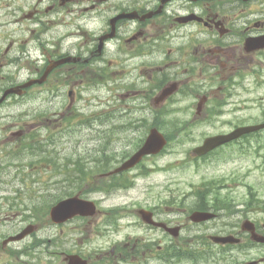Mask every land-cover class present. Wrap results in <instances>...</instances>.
Wrapping results in <instances>:
<instances>
[{"label": "flooded vegetation", "instance_id": "obj_1", "mask_svg": "<svg viewBox=\"0 0 264 264\" xmlns=\"http://www.w3.org/2000/svg\"><path fill=\"white\" fill-rule=\"evenodd\" d=\"M28 83L0 102V264H264V129L193 152L264 116V0H0V99ZM75 125L103 146L46 166L49 186L23 181L37 161L24 159L51 155ZM161 126L220 178L185 198L175 181L137 197L168 173L172 147L107 175ZM122 137L123 150L102 149ZM76 194L96 212L55 221L52 207Z\"/></svg>", "mask_w": 264, "mask_h": 264}, {"label": "rangeland", "instance_id": "obj_2", "mask_svg": "<svg viewBox=\"0 0 264 264\" xmlns=\"http://www.w3.org/2000/svg\"><path fill=\"white\" fill-rule=\"evenodd\" d=\"M181 117V116H180ZM174 128V126L171 125V130ZM202 129L206 130H213L211 127H203ZM90 130L87 128V126H77L71 127L69 129V132L63 137L62 145H58L57 147L46 145V148L49 150H52L53 153L51 155L48 154V152L41 156H28L24 159V157H21L19 159H24L26 163L33 162L34 159L37 158V161H35V165L29 167L28 176L23 181H30V182H37V187L45 184L46 180L44 174L46 173V166H52V169H58L60 170L61 166L66 165L68 167V160L75 159L78 155V153L81 154H93L96 152L93 148L99 144L100 146H103V140L97 141L94 140ZM122 140V141H121ZM171 145V144H170ZM194 143H185V144H173L172 148L169 150V152L166 154L165 157L160 158V164L166 163V162H177L180 160V163H177V168L173 171V173H165L160 172L158 175H156L153 179H147L145 181L140 182L141 188L134 191L137 193V197L139 198H151L153 197V194L155 191H151L148 189V187L155 186V184H158L160 187L165 186L168 182H176V188H179V191L182 192V195L185 193H188L190 184H198L203 176H205L209 180H214L216 178H220L221 173L219 172L223 167L219 165H212L207 168V166H204L202 164H194L192 165L189 161H187L186 155L184 153L185 150L193 146ZM102 149H107L110 151L115 150H123V137L119 139L117 142H108L105 147H102ZM47 156V158H46ZM56 156L58 159H56ZM18 160V159H17ZM52 161H57L59 164L56 166L52 163ZM70 166L72 165V162L69 163ZM63 168V167H62ZM28 167H23L21 171H26ZM64 173L62 172V175L60 178L63 177L64 182L67 181V170L63 169ZM14 170H12L13 172ZM61 172V171H60ZM48 175L52 178V180H56V172L53 170L52 172H48ZM36 177V178H35ZM171 178V180H167V178ZM173 177V178H172ZM15 182H20V180L15 177ZM255 181L256 183H264V175L260 172H256L255 174ZM51 182H48V184H45L44 187L49 186ZM55 186V185H51ZM41 187V186H40ZM66 186L63 184L61 188L57 191L58 194L61 192H64V188ZM159 187V189H160ZM39 190V189H38ZM46 190V189H45ZM50 192L54 195L56 194V188L48 187L47 194ZM261 194L264 193L262 189H260ZM177 193V190H176ZM94 198L100 197L99 195L93 196ZM122 198L121 194H116L114 196L109 197L110 200L106 201L105 203L109 204L111 203V200H117Z\"/></svg>", "mask_w": 264, "mask_h": 264}, {"label": "water", "instance_id": "obj_3", "mask_svg": "<svg viewBox=\"0 0 264 264\" xmlns=\"http://www.w3.org/2000/svg\"><path fill=\"white\" fill-rule=\"evenodd\" d=\"M166 94H168V93H165L164 95H166ZM255 127L240 128L237 131H235L227 139L238 136L244 132L254 130ZM223 141L224 140H221V138H218V137L208 139L206 141V144L203 147L198 148L197 151L198 152L206 151V150L222 143ZM166 143H167V140L165 139L164 135L161 132H159L157 129H153L151 134L147 138L145 145L131 158V160L126 162L124 164V166H122L119 169L123 170L124 168H128V167L133 166L146 153H150V152L157 153V152H159L166 145ZM86 209L90 210V205L88 203L82 202L78 196H75V197L63 200V201L59 202L58 204H56L51 210V216L55 221H63L65 219H68L69 217L74 216L77 213H82V214L91 213V212L86 211ZM20 237H21V235L16 237V238H20Z\"/></svg>", "mask_w": 264, "mask_h": 264}]
</instances>
